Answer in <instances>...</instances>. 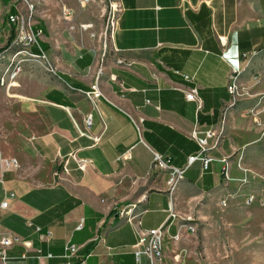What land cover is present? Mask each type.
<instances>
[{"label": "crops", "instance_id": "obj_1", "mask_svg": "<svg viewBox=\"0 0 264 264\" xmlns=\"http://www.w3.org/2000/svg\"><path fill=\"white\" fill-rule=\"evenodd\" d=\"M28 1L56 73L28 63L14 86L0 87V146L5 157L19 160L0 182V202L9 200V209L0 210V232L31 242L13 245L8 264H138L136 224L120 211L137 205L143 228L166 221L169 173L154 167V154L181 166L198 150L190 132L220 124L232 66L244 69V53L264 49V0H120L123 11L104 57L99 0ZM64 4L73 10L67 19ZM25 10V2L0 0L1 41L9 15ZM85 23L92 28H82ZM100 68L102 95L93 101L87 92ZM195 86L200 110L186 98ZM245 101L229 111L227 136L211 151L216 159L207 169L193 164L174 192L179 217L165 239L168 264H182L180 251L192 234L182 226L188 217L195 224L199 211L260 191L243 178L264 170V110L250 114ZM86 130L89 136L81 134ZM73 153L90 161L86 171ZM229 156L226 180L222 159ZM67 244L78 246L70 258ZM39 252L52 257L40 262ZM140 264H150L149 257L142 255Z\"/></svg>", "mask_w": 264, "mask_h": 264}, {"label": "built area", "instance_id": "obj_2", "mask_svg": "<svg viewBox=\"0 0 264 264\" xmlns=\"http://www.w3.org/2000/svg\"><path fill=\"white\" fill-rule=\"evenodd\" d=\"M81 5H86L95 0H78ZM103 4L102 15L105 17V22L103 26L102 39L104 45L103 56H106V52L109 50L113 39L114 33L119 25V20L123 11L120 0H99ZM19 5L20 2H25L26 10L25 12H20L17 14H10L8 17L9 32L6 36L5 41H1L0 34V64H2L3 69L0 74V87L9 90L12 86L16 84L18 76L23 72L24 67L28 63H40L47 71L50 73H56L55 67L49 62L48 57L41 47L40 38L44 35L42 29L35 28V14L36 8L34 4H31L28 0H15ZM62 14L65 19L69 18L73 14V10L66 4L62 6ZM93 24L85 23L82 25L84 29H91ZM0 29H2L0 27ZM221 42L224 44L225 41L221 38ZM254 54L244 53V59L246 60V66L244 69H239L234 66L231 68V72L228 76V91L230 94V101L225 105L222 111V118L220 124L215 128H209L207 130L201 131L199 128L192 130L191 137L197 142L198 150L193 154H190L187 158L185 164L177 166L171 163L169 157L155 153L154 154V167L161 171H167L169 173V178L167 180L168 194L170 197V206L168 209V217L166 221L154 228H143L142 222L140 220L141 212H137V205L129 206L120 211L122 217H126L130 222L136 224L139 240L136 244L135 256L137 263L140 264L142 255H147L150 259V264H168L165 256V239L170 233L171 227L174 224V220L179 217L174 207V192L179 187L181 182L185 179L186 172L188 169L196 162H201L203 169H207L211 162L216 158L211 154L213 149H218L221 147L222 141L226 138L227 129V116L229 111L236 107L242 100V77L246 69L251 65L252 57ZM102 68L99 69V75L97 77V82L92 85V89L87 92V96L94 101V99L99 98L102 95L100 88V78L102 75ZM188 81H192L193 78L189 75H185ZM187 100L198 102V109H202V102L198 96V87L195 86L190 89L186 95ZM148 102H150L148 100ZM263 105V104H262ZM260 107L257 104L250 108L249 113L253 114ZM264 110V105L261 107ZM87 129L92 124L91 116L86 119ZM83 136H89V132L82 131ZM264 136V135H263ZM97 140L98 138H94ZM71 157L76 161L77 166L80 170L86 171L90 161L84 158H79L75 153L71 154ZM225 163L223 168V176L226 180L230 179V156L222 159ZM69 162V158L63 161L64 168ZM19 166V160L15 157L7 158L4 156L2 148L0 146V182H4V173L13 168ZM15 193H9V197H15ZM257 201L254 195H250L246 203L247 205H252ZM261 206H264V198L259 201ZM226 205V202H223ZM9 209V200L5 198L0 202V210ZM187 222L184 225L187 230L191 233L196 232V225L190 223L193 221L191 217H188ZM82 227V225H80ZM174 241L180 239V233H176L172 236ZM23 244L27 247L31 246V242L24 240L20 235L6 230L0 232V264H8L9 250L13 245ZM78 251V246L75 244H67L65 247V256L70 258L76 254ZM26 255H24L25 257ZM40 262H42L46 257H52V254L47 256L42 253H38L36 256ZM67 264H73L68 261ZM84 264V261L81 263Z\"/></svg>", "mask_w": 264, "mask_h": 264}, {"label": "rangeland", "instance_id": "obj_3", "mask_svg": "<svg viewBox=\"0 0 264 264\" xmlns=\"http://www.w3.org/2000/svg\"><path fill=\"white\" fill-rule=\"evenodd\" d=\"M242 82V98L249 102L246 112L257 104L262 109L264 49L252 57ZM243 180L253 189H259V193L250 192L237 204L224 199L215 208L199 211L194 219L196 232L190 235L180 251L182 264H264V206L259 203L264 198V170L261 176ZM250 195L257 201L247 205Z\"/></svg>", "mask_w": 264, "mask_h": 264}]
</instances>
